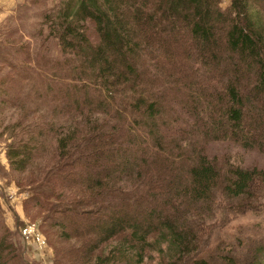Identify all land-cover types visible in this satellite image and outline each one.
<instances>
[{
  "label": "trees",
  "instance_id": "16d2710c",
  "mask_svg": "<svg viewBox=\"0 0 264 264\" xmlns=\"http://www.w3.org/2000/svg\"><path fill=\"white\" fill-rule=\"evenodd\" d=\"M222 1L52 0L33 65L4 60L0 136L54 264H264L196 233L264 200V169L206 153H264V0ZM17 229L0 264H38Z\"/></svg>",
  "mask_w": 264,
  "mask_h": 264
},
{
  "label": "rangeland",
  "instance_id": "374dc122",
  "mask_svg": "<svg viewBox=\"0 0 264 264\" xmlns=\"http://www.w3.org/2000/svg\"><path fill=\"white\" fill-rule=\"evenodd\" d=\"M51 1L44 0L40 3L38 0H0V75L7 70L4 60L25 59L33 65L32 58L35 56L28 54V49L35 51L39 40L45 36V32L40 37H34V34L42 26L40 15L51 8ZM228 2L229 0H223L221 6L226 7ZM40 53L60 56L54 40H47ZM14 118L15 114L12 115V120ZM5 140L3 135L0 136V220L13 231L16 227L19 229V224L41 223L43 215L36 208L25 206L28 193L17 185L21 181L23 186L25 175L10 168ZM206 153L209 157H215L221 166L231 163L243 168L264 169L263 152L244 149L229 141L209 142ZM216 214L217 211L196 232L200 247L206 251L218 245V248L226 251L234 249V253L242 254L260 240L264 243V200L259 205L256 203L255 209L246 210L244 213H228L223 220H219L220 216ZM41 230L43 231V227ZM43 236L47 241L43 248L25 243V252L28 258L38 264H54L53 250L49 245L50 235L44 232ZM158 260L154 254L153 260L147 264H157Z\"/></svg>",
  "mask_w": 264,
  "mask_h": 264
},
{
  "label": "built area",
  "instance_id": "2783aa9c",
  "mask_svg": "<svg viewBox=\"0 0 264 264\" xmlns=\"http://www.w3.org/2000/svg\"><path fill=\"white\" fill-rule=\"evenodd\" d=\"M19 232L23 242L26 244H34L40 249L46 245V240L36 223H25L20 227Z\"/></svg>",
  "mask_w": 264,
  "mask_h": 264
}]
</instances>
